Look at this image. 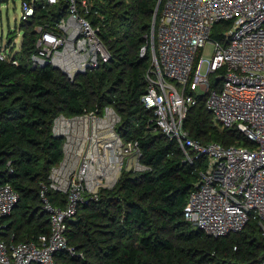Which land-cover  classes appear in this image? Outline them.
Masks as SVG:
<instances>
[{
	"label": "built area",
	"instance_id": "built-area-1",
	"mask_svg": "<svg viewBox=\"0 0 264 264\" xmlns=\"http://www.w3.org/2000/svg\"><path fill=\"white\" fill-rule=\"evenodd\" d=\"M39 1L52 7L61 0L21 1L20 22L35 15ZM65 2V12L35 26L29 63L32 68H57L73 80L107 63L110 53L99 28L85 17L88 0ZM219 22L229 26L221 40L212 39V28ZM21 41L17 45L14 36L0 42V61L18 65ZM209 42L212 56L205 59L200 50ZM145 49H140L141 56ZM154 49L141 102L187 162L206 158L183 207L185 219L213 237L239 232L253 219L264 235V0H165ZM215 73L220 79L217 88L209 79ZM199 96H205V106L220 128H237L249 145L205 144L192 138L184 123ZM119 122L109 105L55 116L52 133L63 139L62 158L50 168L49 183L40 190L49 232L7 242L5 219L20 197L9 182L0 183V264H56L57 253L72 254L66 228L78 207L97 199L101 189L114 187L123 170L144 169L138 142L121 138ZM48 190L63 194V204H52ZM258 264H264V256Z\"/></svg>",
	"mask_w": 264,
	"mask_h": 264
},
{
	"label": "trees",
	"instance_id": "trees-1",
	"mask_svg": "<svg viewBox=\"0 0 264 264\" xmlns=\"http://www.w3.org/2000/svg\"><path fill=\"white\" fill-rule=\"evenodd\" d=\"M157 1L88 0L85 17L99 28L110 59L73 80L57 68H32L29 63L35 26L65 12V0L52 7L39 1L35 15L19 23L20 62L0 61V183L9 182L20 197L5 219L7 242L49 232L40 190L49 183L50 168L62 158L63 139L52 133L55 116L109 105L120 116L117 133L124 141L138 142L144 169L123 170L114 187L101 189L97 199L78 207L66 228L73 253H57L56 264H258L264 256V235L256 220L239 232L213 237L185 219L183 207L206 158L187 162L141 102L152 63L149 35ZM164 1L155 18V46ZM228 26L215 24L210 37L221 40ZM216 73L209 78L213 88L220 84ZM184 127L205 144L249 145L237 128L222 129L214 122L205 96L190 108ZM46 194L54 205L65 201L63 194Z\"/></svg>",
	"mask_w": 264,
	"mask_h": 264
},
{
	"label": "rangeland",
	"instance_id": "rangeland-1",
	"mask_svg": "<svg viewBox=\"0 0 264 264\" xmlns=\"http://www.w3.org/2000/svg\"><path fill=\"white\" fill-rule=\"evenodd\" d=\"M21 16V0H0V42H5L9 37H16L17 45L21 41L23 30L18 29ZM212 45L206 43L205 47L200 50V54L205 59L212 56ZM206 70V62L202 66V72ZM131 168H137L132 165Z\"/></svg>",
	"mask_w": 264,
	"mask_h": 264
},
{
	"label": "water",
	"instance_id": "water-1",
	"mask_svg": "<svg viewBox=\"0 0 264 264\" xmlns=\"http://www.w3.org/2000/svg\"><path fill=\"white\" fill-rule=\"evenodd\" d=\"M161 0H158L156 3V7H155V11H154V16L152 19V27H151V32L149 35V40H150V44H151V50L155 53V49H154V25H155V18H156V14L159 8Z\"/></svg>",
	"mask_w": 264,
	"mask_h": 264
}]
</instances>
